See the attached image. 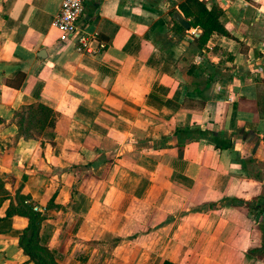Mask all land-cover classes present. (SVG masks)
Here are the masks:
<instances>
[{
    "label": "crops",
    "instance_id": "0c3cea01",
    "mask_svg": "<svg viewBox=\"0 0 264 264\" xmlns=\"http://www.w3.org/2000/svg\"><path fill=\"white\" fill-rule=\"evenodd\" d=\"M180 1L85 0L79 52L61 0H0V264H33L16 193L57 264H264V0L191 59Z\"/></svg>",
    "mask_w": 264,
    "mask_h": 264
},
{
    "label": "trees",
    "instance_id": "16d2710c",
    "mask_svg": "<svg viewBox=\"0 0 264 264\" xmlns=\"http://www.w3.org/2000/svg\"><path fill=\"white\" fill-rule=\"evenodd\" d=\"M177 8L181 11L183 16L187 18L190 28L199 29V32L189 33L180 24L172 21L171 29L180 37L184 38L190 36L189 51L201 53L202 48L205 46L207 40L213 33L221 34L231 38L235 37L226 30L224 23L221 20L223 9L214 0H211L210 4L207 5L205 0H182L178 3ZM194 64H190L186 69L183 70V76L189 81V76L192 73ZM43 107V105H39ZM46 117L53 113L49 108L44 107ZM54 117L48 122V125L53 124ZM52 136V135H49ZM25 175H23V178ZM0 200L7 195L5 189L2 188V181L0 180ZM15 198L19 203L20 207H16L10 202L6 209V215L22 214L28 219L27 226L23 229L20 237L19 244L23 248L24 252L28 255L30 261L33 264H57L56 252L49 249L45 244V239L39 235L40 223L44 216L33 210V204L28 201V197L24 194H15ZM161 264H171L170 261L163 260Z\"/></svg>",
    "mask_w": 264,
    "mask_h": 264
},
{
    "label": "built area",
    "instance_id": "2783aa9c",
    "mask_svg": "<svg viewBox=\"0 0 264 264\" xmlns=\"http://www.w3.org/2000/svg\"><path fill=\"white\" fill-rule=\"evenodd\" d=\"M85 0H61L60 7L52 19V25L58 32V40L63 43H73L74 48L79 52H93L104 47L99 42L98 47L90 48L91 35L76 28L78 17L84 10Z\"/></svg>",
    "mask_w": 264,
    "mask_h": 264
},
{
    "label": "water",
    "instance_id": "95a60500",
    "mask_svg": "<svg viewBox=\"0 0 264 264\" xmlns=\"http://www.w3.org/2000/svg\"><path fill=\"white\" fill-rule=\"evenodd\" d=\"M171 17L174 21H176L178 24H180L183 28L188 29L190 27V24L187 19H185L177 10H174L171 13ZM199 29H196V32H198Z\"/></svg>",
    "mask_w": 264,
    "mask_h": 264
},
{
    "label": "rangeland",
    "instance_id": "374dc122",
    "mask_svg": "<svg viewBox=\"0 0 264 264\" xmlns=\"http://www.w3.org/2000/svg\"><path fill=\"white\" fill-rule=\"evenodd\" d=\"M186 57L191 59V53H190V51H189V53H187Z\"/></svg>",
    "mask_w": 264,
    "mask_h": 264
}]
</instances>
